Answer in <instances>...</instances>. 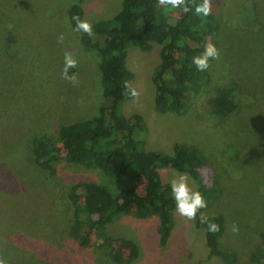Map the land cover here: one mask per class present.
Segmentation results:
<instances>
[{"label":"rangeland","instance_id":"rangeland-1","mask_svg":"<svg viewBox=\"0 0 264 264\" xmlns=\"http://www.w3.org/2000/svg\"><path fill=\"white\" fill-rule=\"evenodd\" d=\"M244 3L212 0L211 11L219 20V58L211 59L209 82L183 112H160L153 105L151 74L159 61L157 46L147 51L128 48L129 85L140 95L122 104L126 117L136 114L146 127L145 148L170 152L174 142L191 143L211 164L222 195L201 213L204 217L220 213L226 219L220 244L236 253L233 264H249L244 257L257 228L264 224V37L255 34L257 23L243 19L247 15ZM71 4L80 5L90 21L112 15L120 0H0V235L8 239L19 232L34 243L47 230L52 242L36 243L43 255L61 254L62 248L67 255H75L72 264H115L102 248L86 249L83 255L76 251L80 254L76 256L73 247L61 246L51 224L60 210V192L71 183L97 180L112 194L128 184L63 161L49 174L36 166L30 150L35 135L55 138L60 124L95 114L102 100L99 58L68 25ZM61 34L64 40L58 43ZM66 52L77 60V66L68 69L69 76L76 74V84L61 75ZM224 87L230 88L236 109L219 117L209 108L208 99ZM158 173L162 182L169 183L183 172L162 167ZM189 183L194 190L190 177ZM174 209L170 235L163 245L156 241L151 220L123 216L109 225V232L137 243L138 255L132 264H224L215 257L205 258L202 230ZM11 245L0 239V259L5 264H29V253H22L26 256L22 262Z\"/></svg>","mask_w":264,"mask_h":264},{"label":"trees","instance_id":"trees-1","mask_svg":"<svg viewBox=\"0 0 264 264\" xmlns=\"http://www.w3.org/2000/svg\"><path fill=\"white\" fill-rule=\"evenodd\" d=\"M202 2L195 0V4ZM262 3L264 0H245L243 6L247 11L243 19L258 24L254 32L260 37H264ZM84 14L78 4L67 8L72 30L76 25L73 17L85 20ZM90 22L93 37L82 31H76V35L86 49L98 55L101 103L95 114L60 124L55 138L35 135L30 150L36 166L49 174L56 172L58 161H63L128 184L112 194L107 185L97 180L71 183L60 192V210L51 228L61 246L73 247L74 253L83 255L86 249L102 248L115 264H132L138 255L137 243L126 235L109 232V225L123 216L151 220L157 243H166L172 227L174 199L170 184L160 180L159 168L186 173L194 182V190L203 194L207 208L219 200L222 189L211 164L193 144L174 142L170 152L145 148L146 127L140 117L136 114L126 117L122 112L123 102L131 97L124 88V82L129 83L132 78L126 62L127 50L132 46L141 51L158 47L159 61L151 74L153 105L157 111L180 114L211 78L210 68L199 71L193 58L204 54L207 43L219 47L216 43L219 20L212 11L208 16L197 15L194 5L186 13L182 8L159 5L158 0H120L112 15ZM208 104L219 117H227L236 109L229 87L215 91ZM203 210L197 213L192 225L202 230L205 258L215 257L224 264H233L236 253L220 244L226 219L220 213L205 216L207 221L219 225V231L210 232L208 224L201 222ZM42 232L34 243L32 237L28 241L29 237L19 232L9 234L8 239L0 235V239L10 245L14 242L12 252L22 262L26 258L22 253H29V264H72L75 255H67L62 248L61 254H42L43 248L36 243L44 245L50 239L47 230ZM31 242L32 246L27 244ZM246 255L249 264H264V224L257 228L255 241Z\"/></svg>","mask_w":264,"mask_h":264},{"label":"clouds","instance_id":"clouds-1","mask_svg":"<svg viewBox=\"0 0 264 264\" xmlns=\"http://www.w3.org/2000/svg\"><path fill=\"white\" fill-rule=\"evenodd\" d=\"M158 3L159 5L165 7L171 6L172 8H182V10L186 13L192 11V5H194L195 13L202 16L210 15L212 8V0H203L200 4H195V0H158ZM73 19L76 21L74 31H82L89 37L94 36V31L90 21L81 20L78 16L73 17ZM63 40L64 37L63 34H61V36L58 37V43H63ZM209 58H219V50L211 43H207L205 45V51L202 56L193 58V64H195L199 71H204L209 67ZM64 61V68L61 73L62 78L69 80L73 84L78 83L76 74H72L71 76L68 75V69L76 67L77 60L73 57L72 53L66 52ZM124 88L126 90V94H130L134 98L139 97L140 93L135 88H132L127 81L124 82ZM169 183L172 197L175 201V212L188 221H195L197 213L200 212L201 209L207 208V201L205 200L203 194L197 190H193L190 186L189 177L186 173L174 176ZM201 222L208 224V230L210 232L215 233L219 231V225L215 222L207 221L203 213H201ZM233 231H238V228L235 225H233ZM0 264H5V261L0 259Z\"/></svg>","mask_w":264,"mask_h":264}]
</instances>
